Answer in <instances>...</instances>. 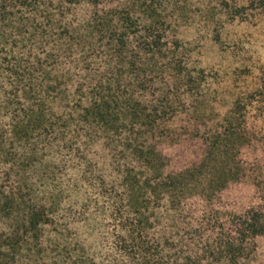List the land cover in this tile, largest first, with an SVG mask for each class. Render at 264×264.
<instances>
[{"label": "trees", "instance_id": "1", "mask_svg": "<svg viewBox=\"0 0 264 264\" xmlns=\"http://www.w3.org/2000/svg\"><path fill=\"white\" fill-rule=\"evenodd\" d=\"M257 239L264 0H0V264H243Z\"/></svg>", "mask_w": 264, "mask_h": 264}, {"label": "rangeland", "instance_id": "2", "mask_svg": "<svg viewBox=\"0 0 264 264\" xmlns=\"http://www.w3.org/2000/svg\"><path fill=\"white\" fill-rule=\"evenodd\" d=\"M196 116H202L206 112V105L197 106L194 109ZM183 114H178L176 118V123L179 124L181 120L184 119ZM254 250L252 251L251 255L247 257V260L243 262V264H264V240L263 239H257L254 242ZM17 262H14V264H21V260L17 258ZM24 261V260H22Z\"/></svg>", "mask_w": 264, "mask_h": 264}]
</instances>
